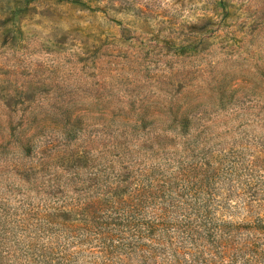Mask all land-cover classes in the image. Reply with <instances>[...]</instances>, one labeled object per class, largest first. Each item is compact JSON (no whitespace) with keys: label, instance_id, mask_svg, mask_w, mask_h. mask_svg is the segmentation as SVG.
<instances>
[{"label":"clouds","instance_id":"clouds-1","mask_svg":"<svg viewBox=\"0 0 264 264\" xmlns=\"http://www.w3.org/2000/svg\"><path fill=\"white\" fill-rule=\"evenodd\" d=\"M29 10L27 19L17 17L8 26L6 44L0 29V62L31 71L38 60H45L52 75L17 73L0 89V249L5 264L104 259L71 247L83 231L73 229L72 222L83 216L82 204L95 198L98 180L104 179L102 187L108 188L122 173L142 177L151 171L172 182L188 163L185 146L193 153L211 148L215 139L201 143L205 129L211 125L209 135L215 137L224 114L213 113L215 104L204 95V109L213 118L197 114L199 106L189 95L194 84L184 78L191 75L187 69L200 70L197 76L206 87L218 77L217 90L223 87L233 101L245 94L254 97L226 115L232 130L227 139L264 142V112L256 107L257 102L264 104V0H32ZM129 29L138 43L129 40ZM148 32L174 40L176 46L139 43ZM237 35L241 40L232 52L219 51V42ZM131 49L127 60L112 55ZM102 77L112 89L115 120L108 122V137H90L96 104L94 98L86 101ZM237 79L245 82L239 86L243 91L234 87ZM22 112L30 114L27 121ZM64 112L79 127L72 139L61 122ZM102 139L106 148L99 143ZM255 179L264 183V175ZM229 181L237 187L254 182L229 169L218 177L215 190L223 195ZM246 199L241 195L230 207L243 213ZM219 203L217 198L210 204L213 221ZM156 208V216L141 211L134 218L139 223L156 219ZM179 211L193 210L184 205ZM215 239L220 240L219 230ZM170 251L157 257L161 264L173 260Z\"/></svg>","mask_w":264,"mask_h":264},{"label":"rangeland","instance_id":"rangeland-1","mask_svg":"<svg viewBox=\"0 0 264 264\" xmlns=\"http://www.w3.org/2000/svg\"><path fill=\"white\" fill-rule=\"evenodd\" d=\"M256 2L259 3V0ZM31 4L32 0H0V29H4L5 44L11 36L8 26L16 22L17 17L27 19ZM253 11L258 12L259 9ZM127 36L132 44L138 43L132 29L128 30ZM145 36L146 40L139 43L152 41L165 49L176 46L174 40L160 36L159 33L157 38H153L151 32L145 33ZM240 40L241 37L237 35L228 38L226 42H219V51L232 52ZM208 46L212 47L211 42ZM124 48H128L127 43ZM132 52L134 49L124 51L123 54L114 51L112 55L127 60ZM43 55L49 56L50 53L45 52ZM2 56L3 53H0V59ZM198 71L200 70L187 69L186 72L191 75L184 78L194 84L189 95L191 103L199 106L197 114L203 112V116L208 120L213 118L212 114L204 109L205 100L201 99L202 95L215 104L213 113L218 111L224 114L219 118L220 130L216 132L215 137L209 135L212 130L209 125L205 129V137L201 140V143L205 139L208 143H211L212 139L216 142L211 148L201 149L197 153H193L191 146H185L188 163L181 171L180 178L172 182L151 171L144 173L142 177L122 173L108 188H103L105 180L99 179L93 186L95 198L82 204L80 211L84 213L83 216L78 214L77 219L72 222L73 229L83 231L72 241L71 247L78 251L94 253L97 257L103 256L104 259L97 258L89 262L85 258L81 264H161L157 257L167 256L169 250L173 257L169 264H264V215H253L256 211L264 212V183L255 179L257 175H264V142L227 139L232 130L228 127L229 119L225 118L232 109L241 108V105L250 103L254 97L245 94L237 96L233 101L223 87L217 90L215 81L218 77H214L210 82L211 86L206 87L199 80ZM17 73L19 76L27 74L48 78L52 75V70L45 60H38L31 71L7 68L0 62V89L6 87L3 83L5 80L15 79ZM205 74L211 75V72ZM244 83L239 79L235 81L237 92L243 91L239 86ZM205 87L206 91L202 93L201 88ZM111 93L107 77L96 81L92 97L86 101L91 103L94 98L96 104V127L91 130L90 137H108L111 134L108 122L115 120ZM256 107L259 112H264V104L257 102ZM21 115L27 121L30 114L22 112ZM61 122L69 138H74L79 127L73 123L72 114L62 113ZM99 143L104 148L107 147L105 140L102 139ZM229 169L237 177L247 174L254 182H245L244 186L237 187L229 181L228 187L221 195L214 185L218 177ZM209 173L214 174L209 176ZM182 182H186L183 187ZM241 195L247 198L244 212H234L230 205ZM186 197H191L192 200ZM217 198H220V203L215 210L217 219L213 221L214 213L210 204ZM178 200L182 204H178ZM184 205L193 211L187 214L185 211H179ZM156 206H159L158 218L143 223L134 218L141 211L146 216H156ZM197 208L199 211H196ZM170 215L172 219L168 218ZM173 229L176 230L175 233ZM217 230L220 233L218 242L215 239ZM100 244L104 247H99ZM0 264H5L2 249Z\"/></svg>","mask_w":264,"mask_h":264}]
</instances>
